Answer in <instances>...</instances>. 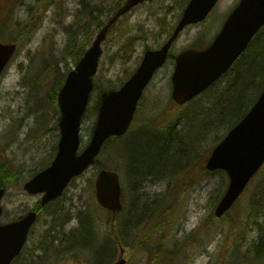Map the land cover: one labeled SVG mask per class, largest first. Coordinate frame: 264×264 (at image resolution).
<instances>
[{"label":"rangeland","instance_id":"374dc122","mask_svg":"<svg viewBox=\"0 0 264 264\" xmlns=\"http://www.w3.org/2000/svg\"><path fill=\"white\" fill-rule=\"evenodd\" d=\"M125 1L0 0V40L20 46L0 79V169L12 171L14 178L3 200L1 222L18 220L34 209L40 211L29 245L17 263L116 264L124 259L125 264H240L246 255L254 254V244L264 236L260 235L259 224L263 222L264 212L257 205L254 207L257 215L249 218L251 202L247 191L253 186L250 184L230 213L216 219L215 208L229 183L223 172H204L197 167L189 176L182 170L180 181L178 176L163 180L153 175L136 179L127 171L122 148L116 156L117 145L109 144L98 159L105 167L116 161L126 191L125 208L113 225L117 243L108 230L113 215L100 207L95 195L94 184L100 169L92 167L75 179L58 202L44 209L40 207L41 196L29 195L23 189L24 183L51 163L57 152L60 112L57 97L54 102L50 97L53 77L46 74V69L57 63L58 72L67 76L76 65L66 50L68 31H74L79 50L86 51ZM186 1L154 0L142 4L110 30L102 45L96 87L81 128V151L92 138L101 93L120 88L140 66L144 53L163 45L168 32L180 19ZM239 1L219 0L205 23L190 26L181 34L171 54L177 56L188 48L208 45ZM261 37L264 39V32ZM173 71L171 60L150 83L131 132L148 131L151 123L159 132L179 130V116L193 109L208 120V126L213 124L212 133L205 134L208 126L203 124L193 125V129L184 132L190 135L198 132L204 137L200 150L214 147L229 132L222 128L215 105L220 103L225 84L236 77V70L193 104L182 107L171 97ZM40 80H43L41 86ZM147 135L150 144L154 143L153 135L149 131ZM204 135L208 137L205 139ZM87 211L92 215L91 226L100 240L96 237L82 240L85 245L79 248L77 235L88 223L84 226L82 223V215ZM166 211L169 214L165 218ZM64 215L68 216L66 221L62 220ZM256 216L259 220H255ZM64 235L70 243L64 242ZM89 245L97 252L94 257ZM122 249L126 250L123 256Z\"/></svg>","mask_w":264,"mask_h":264},{"label":"water","instance_id":"95a60500","mask_svg":"<svg viewBox=\"0 0 264 264\" xmlns=\"http://www.w3.org/2000/svg\"><path fill=\"white\" fill-rule=\"evenodd\" d=\"M145 1L128 0L100 31L93 46L75 70L71 71L58 95L61 117V138L53 163L30 180L24 189L31 195L42 194L45 206L60 198L70 182L95 164L103 146L112 137H122L130 129L144 91L158 69L167 61L172 44L190 25L203 22L219 0H190L172 37L162 49L147 51L140 67L118 90L101 95L98 118L89 145L79 154L82 119L94 89V77L102 56V43L117 20ZM264 27V0H241L229 15L214 42L204 50H187L176 58L172 76V99L182 106L192 101L223 75L246 51ZM17 46L0 42V76L14 55ZM264 165V91L249 113L213 149L206 168L224 171L229 177L228 188L215 209L222 218L237 202L253 177ZM99 204L117 214L123 209V190L119 174L103 169L95 182ZM5 190H0V219ZM37 212L2 225L0 223V264H11L27 240L37 221ZM116 264H125L121 260Z\"/></svg>","mask_w":264,"mask_h":264},{"label":"trees","instance_id":"16d2710c","mask_svg":"<svg viewBox=\"0 0 264 264\" xmlns=\"http://www.w3.org/2000/svg\"><path fill=\"white\" fill-rule=\"evenodd\" d=\"M188 1L189 0L186 1V4ZM263 32L264 28L252 42L246 53L242 55L234 67L229 71V73L223 76L219 82L209 89L211 90L215 86L222 84L224 79L230 77L233 71L236 70V77L225 84V87L223 88V91L220 95V103L215 105V113L219 117L220 122L223 123L222 128H226L228 131L236 126L246 116L260 94L264 91V74H261V72L264 71V39L261 37ZM68 33H70V36L69 44L66 47V50L69 52L68 56L72 57V59L77 62L85 51L84 49L79 50L77 47L76 41L74 40V31H68ZM168 33L170 35L171 31ZM203 47H205L204 44H200L194 48L202 49ZM57 65V63L56 66L55 64H52V67H48L46 69V74L52 75L53 77L51 85L52 94L50 95L53 102L56 100L55 98L64 84L66 77L65 74L61 75L58 72L59 70ZM42 81L43 80H40L38 82L40 86ZM195 100L191 101L189 104H187V106L193 104ZM179 120L181 124L179 130L166 129V131L159 132L155 127V124H149L147 129H149V133L154 137V143L151 142L152 144H150L148 139V131H143L138 134L131 132L123 138L109 139L104 147V150H106L108 145L111 143L113 146L117 145L115 147V155L117 156L119 148H122V157L126 163L127 171H129L132 177L135 176L136 179L144 177L149 178L153 175L154 178L158 179L162 177L163 180L165 178L170 177V179H172L175 178V176H178L177 180L180 181L182 170L188 176L192 174L194 170L197 169V167H201L202 170L206 172V161L212 149L217 144L214 147L210 146L208 149L200 150V146L205 141L201 139L204 137L201 134H198V132L194 135H190L186 132L188 129H193L191 127L193 125L198 126L199 124H203L204 126H208V120H206L205 117L203 118L193 109H191V111L185 115H180ZM190 123L192 124L189 125ZM212 125L213 124L205 128V134L212 133V130H210L212 129ZM213 128L215 127L213 126ZM184 130H186V132H184ZM206 137L208 136H205V139ZM45 167L46 166L43 168ZM94 167L98 169L106 168L117 172L119 171L116 161L114 162V165L105 167L98 159ZM151 168L160 169V172L157 174L152 173ZM13 181L14 178L12 171L8 169H0V188H8L12 185ZM251 184H253V186L251 189H249V191H247V194H250L251 202L250 208L248 210L249 218H252L253 215H257V212L254 210V207L257 205H261V211L264 212V166L253 179ZM124 195H126L125 190ZM96 210H98V207H96ZM168 214L169 212L166 211V213L163 215L166 218ZM258 216L262 217L261 215ZM67 217V215H64L62 220L64 221L67 219ZM90 217H92V215L88 211L82 215L83 226L85 225L86 221L88 223L84 229L78 233L77 242H79L80 239L83 241L93 239V237L96 235L97 231L93 230ZM61 218L62 217H60V219ZM262 219L263 222L259 223L261 227L260 235H264V218ZM115 220L116 219L113 218L108 224V230L109 233L111 232V234H114L109 236L113 237L115 239L114 242L117 243L119 239L115 235L116 230L114 231V226L117 223H115ZM255 220H259L257 216L255 217ZM106 245H109V242ZM106 245L99 244L98 246L107 247ZM253 247L254 254L246 255L240 264H264V236H261L259 242L254 244ZM72 249H69V251ZM90 254L91 257H94V255L97 254L96 250L93 248V245H90ZM102 258L103 256L101 259Z\"/></svg>","mask_w":264,"mask_h":264},{"label":"flooded vegetation","instance_id":"af4514ba","mask_svg":"<svg viewBox=\"0 0 264 264\" xmlns=\"http://www.w3.org/2000/svg\"><path fill=\"white\" fill-rule=\"evenodd\" d=\"M172 57H173L174 60H175L176 56H173L172 54H170V56L168 57V63L172 60ZM168 63H167V64H168ZM173 66H175V64H173ZM71 235H74V234H71ZM30 237H31V235H29L28 241H27V243H26V245H25V247H24L22 253L20 254V256H18V257L13 261L12 264H18L17 261L20 260V258H21L22 255L25 253V251H26V249H27V247H28V245H29ZM64 237H65L64 242H65V243H68V242L70 243V241H69L70 239H69L66 235H64ZM63 239H64V238H63ZM79 241L81 242V244H80V245H76V246H77V247L79 246V248H81V247L84 246L85 244L83 243V241H82L81 239H80ZM83 244H84V245H83ZM39 249H40V248L36 249V251L39 250ZM34 250H35V248L32 250V252H34ZM32 252H30V255H33ZM34 253H35V252H34ZM34 255H35V254H34ZM34 258H36V255H35Z\"/></svg>","mask_w":264,"mask_h":264},{"label":"bare ground","instance_id":"6f19581e","mask_svg":"<svg viewBox=\"0 0 264 264\" xmlns=\"http://www.w3.org/2000/svg\"><path fill=\"white\" fill-rule=\"evenodd\" d=\"M151 170H152V173H156V174L160 172V169H157V168H151ZM145 178H148V177H145ZM106 258H107V255L105 254L104 259Z\"/></svg>","mask_w":264,"mask_h":264}]
</instances>
